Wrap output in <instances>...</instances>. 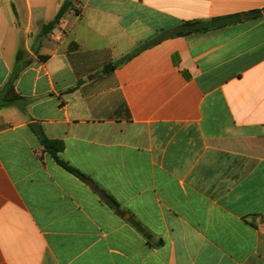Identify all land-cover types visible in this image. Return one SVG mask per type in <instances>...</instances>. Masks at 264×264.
Masks as SVG:
<instances>
[{
    "label": "crops",
    "instance_id": "0c3cea01",
    "mask_svg": "<svg viewBox=\"0 0 264 264\" xmlns=\"http://www.w3.org/2000/svg\"><path fill=\"white\" fill-rule=\"evenodd\" d=\"M64 1L0 0L25 99L0 108V264H264V0H71L40 35Z\"/></svg>",
    "mask_w": 264,
    "mask_h": 264
},
{
    "label": "trees",
    "instance_id": "16d2710c",
    "mask_svg": "<svg viewBox=\"0 0 264 264\" xmlns=\"http://www.w3.org/2000/svg\"><path fill=\"white\" fill-rule=\"evenodd\" d=\"M72 6H73V3L71 0H65L60 10L54 17V19L45 23L42 26L40 30V35L43 36V35H47L48 33H50L56 27V25L60 23L64 14L68 10H70ZM261 14H262L261 10H255V11H250L247 13H242V14H238L234 16L218 17L207 23H204L201 21L186 22L182 24L181 29L178 30L175 33V35L182 36V35H186V34H190L194 32L207 31L211 28L221 27L229 23L240 22L243 19L255 18V17L260 16ZM158 41L148 42L144 44L139 50L147 48L148 46L155 44ZM23 58H24L23 52L19 51L16 57V63L14 65L10 79L0 91V108L13 104L15 102L25 103V99L16 95L15 87H14L15 80L18 78V76L23 70V67L20 66V63L23 61ZM128 58L129 57H126V58L121 59L118 63L107 65L104 69V72L113 70L117 65L124 62ZM31 129L38 136L40 143L44 146L45 150L51 154V156L55 159L58 165H60L65 170L74 174L75 176L79 177L81 180L86 182L88 185H90L92 189L100 195L103 201L108 203L117 212H120L119 205L117 204V202L110 195H108L104 190L100 189V187L91 178L81 173L79 170L75 169L74 167H71L70 165H68L66 162H64L63 160L59 158L58 153H60L64 148V145L61 141L49 139L44 134L42 128L38 126L31 125ZM135 225L139 230H141V227L138 223H135Z\"/></svg>",
    "mask_w": 264,
    "mask_h": 264
}]
</instances>
